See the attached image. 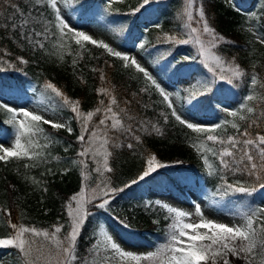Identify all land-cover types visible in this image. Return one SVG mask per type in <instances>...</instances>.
I'll return each mask as SVG.
<instances>
[{
  "label": "trees",
  "instance_id": "obj_1",
  "mask_svg": "<svg viewBox=\"0 0 264 264\" xmlns=\"http://www.w3.org/2000/svg\"><path fill=\"white\" fill-rule=\"evenodd\" d=\"M65 1L79 19L91 20L104 31H108L117 41L137 44L158 74L176 88L182 108L188 109L196 116L219 119L221 128L211 134L219 136L235 134L231 124H224L225 112L222 109L238 108L245 95L251 91V75L264 80V44L263 53L256 58L252 51L254 43L240 28V17L250 9L257 8L254 26L259 36L264 34V0L195 2L196 6L204 10L209 26L223 37L214 51L228 61L234 60L244 69L246 75L233 84L217 80L208 96L191 103L188 101L192 87L196 81L209 76L202 63L203 58L198 55L194 43L174 44L165 39L166 35H171L191 41L189 28L185 27L187 23L184 13L185 1L151 0L135 15L130 14L131 10L138 7L142 0H113L111 4L109 0ZM12 3L18 4L27 15L33 17L41 15L43 19H54L50 8L33 7L29 0H12ZM13 15L14 10L10 4L0 0V96L28 98L34 104H49L56 111L67 115L72 128V132H68L66 128L57 130L50 125H44L45 132L53 139L48 143L41 160L17 161L10 158L6 164L0 162V208L11 211L13 223L52 229L56 223L67 221L66 204L72 194L80 190L83 181L82 167L74 163L80 161L79 153L85 145L77 139L81 134V121L73 119L74 113L71 109L62 107L59 98L50 90L44 89L45 82L54 83L69 98L78 100L80 111L84 113L94 111L100 106L101 99L107 105L110 102L109 97L99 94L97 90L102 86L110 88L119 107L125 109L127 113L122 115L125 125L133 128V134L119 129H108L107 135L110 139L107 148L112 153L108 162L113 171L105 172V176L110 177V187L124 190L110 194L108 196L110 203L105 208H100L93 202L87 205L90 214L78 236L77 253L80 257L86 258L90 253L89 249L95 243L94 231L101 218H106L112 225L117 226L126 239L146 243L153 247V251L165 243L172 220L167 210L160 207L162 202L155 197H148L149 190L158 192L170 189L175 194L186 197L187 191L194 188L205 194L209 206L229 213H237L244 203L259 205L260 200L264 198V190L251 197L236 194L216 205L211 203L210 194L223 183L222 177L229 183L237 180L251 183V178L239 173L233 175L222 168L216 175L210 176L202 153L197 151L191 141L195 132L170 115L171 110L162 102L163 97L146 81L142 73H134L132 68L124 67L123 63L106 50L92 44L84 46L82 57L76 54L75 65L71 63L69 52L64 59L58 60L57 49L51 45L54 37L43 41L44 49L24 39V35L31 29L43 31L44 24L32 23L25 32L13 30L11 28ZM20 19L17 16V23ZM4 24L8 27L4 28ZM141 44L144 47H140ZM21 57L28 63H21L19 59ZM185 57L195 58L185 60ZM94 68L98 71H93ZM99 70L103 71L104 80L100 79ZM145 88L148 90L144 91ZM257 91L260 89L257 88ZM113 108L118 110L116 106ZM161 113L168 115L167 121ZM128 116L134 119L129 120ZM102 118V112L93 116L90 131L95 130L96 124ZM251 118L254 117L250 116ZM4 119L0 113L2 134L12 129ZM110 124L111 120H108L106 125ZM240 124L241 131L247 127L245 122ZM153 125L160 129V133L153 130ZM261 125L260 128L250 129L253 135L257 132L264 134V120L261 121ZM100 127L103 129L106 126ZM207 134V132L203 134L204 139ZM134 136H138L139 140ZM41 143L44 141L41 140ZM129 143L133 145L132 148L127 147ZM205 143L208 147H220L210 141ZM149 155H155L165 167L159 168L141 181L139 176L146 168ZM208 157L209 163L219 166L218 157L212 156L211 153H208ZM32 163L36 166L25 167V164ZM33 179L39 183H34ZM133 180L138 182L132 184ZM126 185L128 187H125ZM10 231L6 225V215L0 212V237H5ZM3 254L9 255L13 262L20 261L15 249L0 247V255ZM232 264H244V261L233 258Z\"/></svg>",
  "mask_w": 264,
  "mask_h": 264
},
{
  "label": "snow or ice",
  "instance_id": "obj_2",
  "mask_svg": "<svg viewBox=\"0 0 264 264\" xmlns=\"http://www.w3.org/2000/svg\"><path fill=\"white\" fill-rule=\"evenodd\" d=\"M5 2L9 3L14 10V15L11 17V28L13 30L25 32L32 23L44 24L43 31L31 29L24 35V39L29 43L44 49L45 43L43 41L55 37L57 47L61 50L67 49L69 54H71L70 42L79 46L76 54L81 57L86 43L102 48L111 56L123 61L124 67L135 68L137 72L142 73L146 81L150 82L159 91L163 97L162 102L167 104L168 109L171 110L170 115L175 117L176 121L186 125L194 132H207L206 141L218 144L220 147H208L206 143L199 146L194 145V147L202 153L204 163L208 165V174L210 176L216 175L222 168L233 175L239 173L242 176H247L252 181L251 183L248 181L242 183L237 180L229 183L227 179L222 177L223 183L210 194L212 204L216 205L225 198L236 194L251 197L255 193L264 190V134L257 132L253 135L250 131L253 127L260 128L262 126L261 121L264 120V80L258 79L256 75H251V91L245 95L238 108L235 110L222 109L227 116L235 118L231 121L227 119L224 121L225 125L231 124L235 134L227 136L211 134L220 129L221 125L217 124L212 129L206 130L183 119L178 114L169 94L160 87L157 80L136 58L129 57L110 46L109 43L97 40L85 31L73 27L66 19V13L62 14L59 6L65 0H29L33 7L44 6L50 8L54 15L52 20L43 19L41 15L35 17L27 15L24 9L18 4L12 3V0H5ZM112 2L113 0H109V4ZM150 2L151 0H142L138 7L131 10L130 14L135 15ZM193 5L194 0H186L184 13L187 16V23L185 27L190 29L191 34H195L192 39L198 45V55L203 58L202 63L209 76L204 80L196 81L189 92V103L208 96L217 80L233 84L234 81L240 80L246 75L244 69L234 60L228 61L217 51H214L218 48L223 37L219 36L209 26L202 8L199 10L198 17L201 28L198 29L192 26L194 19H197L190 10ZM17 16L21 18L19 23H17ZM3 27L7 28L8 25L4 24ZM33 37H42L43 39H34ZM165 39L174 44H188L191 42L190 39H178L171 35H166ZM258 39L261 44H264V34L258 36ZM140 47H144V45L141 44ZM194 58L185 57L184 59ZM19 59L21 63H28L22 57ZM60 59H63L62 54ZM76 63L77 60L74 59L73 65ZM92 70L98 71L95 68ZM99 71H101L100 79L104 80L103 71ZM257 88L260 89L259 92ZM44 89L50 90L55 97H58L62 107L71 109L74 113L73 119L81 121V134L77 136V139L84 142L85 147L79 155L86 157L89 153L92 154V158L96 160L97 164L94 171L99 174L100 182L96 185V188L92 189L90 197L87 190L82 189L70 198V201L66 204L67 216L70 218L68 231L63 233V225H53V229L49 230L26 226L19 222L13 223L11 221V211L7 208H0V212L6 215L7 227L11 229L5 237H0V247L15 249L17 256L20 258V264H142V262L144 264H231L229 257L243 260L244 264H264V205H251L248 203L242 204L240 210L234 213V215L241 218V222L238 224L232 223L231 225L206 218L200 204L194 205V212H188L168 204H161L160 207L167 210L172 222L166 234V242L159 245L154 251L136 253L125 250L101 226L98 231H94V235H97L99 239L92 246V258L80 257L77 253L78 236L90 214L87 205L92 200L108 197L110 194L124 190L123 188L110 187V177L104 175L105 172L113 171L108 162L109 157L112 155L107 148L110 139L107 135L108 129H119L133 134V128L130 125H125L122 115H127V113L125 109L119 107L117 99L110 88L102 86L97 90L99 94L109 97L110 102L105 105L104 100L101 99L99 101L100 106L87 113L80 111L78 100L69 98L54 83L45 82ZM147 90V88L144 89V91ZM113 106H116L118 110H114ZM0 109L9 114V119L5 123L11 125L14 129L12 146L5 147L0 144V162L5 164L9 162L10 158L17 161L43 159L44 150L47 148L48 143L52 142V138L45 132L42 125L47 124L57 130L66 128L68 132H72L68 122L61 123L46 119L44 115L34 111L16 109L2 101H0ZM101 112L103 118L96 124L95 130L90 131L93 116ZM161 115L167 121L168 115L165 113H161ZM250 116L254 118L250 119ZM128 119L131 120L134 117L128 116ZM108 120H111L110 125H106ZM240 122L247 123V127L243 128L242 131ZM101 125L106 127L102 129ZM153 130L160 133V129L155 125H153ZM86 135L89 137L87 141ZM134 138L139 140L138 136H134ZM41 140L44 143H41ZM127 147L132 148L133 145L129 143ZM208 153L218 157L219 166L209 163ZM98 157H102V163L100 159H97ZM74 163L87 168L84 160ZM35 166V163L25 164L26 168ZM163 167L165 165L160 163L155 155H149L146 160V168L139 176V180H144ZM84 179H89V175L86 174ZM33 182L39 183L34 179ZM137 182V180H133L131 183L136 184ZM125 187H128V185ZM44 190L47 191V189ZM73 202H75V207ZM109 203L110 200L104 198L98 206L105 208ZM193 216L198 219L193 221Z\"/></svg>",
  "mask_w": 264,
  "mask_h": 264
},
{
  "label": "rangeland",
  "instance_id": "obj_3",
  "mask_svg": "<svg viewBox=\"0 0 264 264\" xmlns=\"http://www.w3.org/2000/svg\"><path fill=\"white\" fill-rule=\"evenodd\" d=\"M186 3V0H183ZM197 0H194V5L192 7V9H190L193 13V16L196 17L197 19H194V21L192 22V26L196 27V28H201V23L199 22V10H200V6H196L195 2ZM184 3V5H185ZM61 7V11L62 14L66 13V19L69 20V23L77 28L78 30H82L85 31L87 34H90L93 36V38L97 39V40H102L106 43H109L110 46L114 47L116 50L120 51L123 54L128 55L129 57H134L137 59V61L143 66L145 67L151 74L152 76L157 80V82L160 84V87L163 88L168 94L170 99L173 101L174 106L177 108L178 114H180L182 116L183 119H186L187 121L196 124L198 126H201L203 128L207 129H212L215 125L217 124H221V122L219 121V119L217 120L216 118L213 117H202V116H196L195 114L191 113L188 109H184L180 106L179 104V97L177 96L176 93V88L173 87L164 77H161L157 70L155 69V67L150 63L149 59L147 58V56H145L139 49V47L137 46V44L135 43H123L121 41H117L116 39H114L113 36H111V34L107 31H104L102 28H100L99 26L95 25L91 20L89 19H79L77 16H75V14L72 13V11L70 10L69 6H67L66 1L60 3L59 5ZM185 7V6H184ZM257 13V8H252L250 9L248 12H246V14L242 15L240 17V28L246 33L248 34V38L250 39V41H252L254 43V47H253V53L255 55L256 58H258L259 55H261L263 53V46L260 43L259 39H258V31L255 29L254 23H255V19L254 17L256 16ZM186 17V22H187V16L185 14ZM189 33H190V29ZM191 34V33H190ZM195 34H191L190 38H191V42L194 43L196 51H198V45L195 43V40L192 39V36H194ZM140 38H138V40L140 41ZM71 43V63L73 65V60L76 59V53L77 50L76 48L79 46L75 45L74 43ZM90 43H86L85 46L87 47ZM51 45L53 46V48L57 49L56 51L58 52L57 54V58L58 60H62L60 59V55H63V59L66 56V53H68L69 51L67 49L65 50H61L57 47V43H56V39L55 37L52 38L51 40ZM117 58V57H116ZM77 60V59H76ZM118 61H120V63H123V61H121L119 58H117ZM132 71L134 73H137V71L135 70V68H132ZM139 73V72H138ZM141 74V73H140ZM143 76V74H142ZM150 83V82H149ZM0 101L8 104L9 106L16 108V109H26L29 111H34L37 112L41 115H44L46 119H51L53 121L56 122H68L69 123V119L67 117V115H65L64 113H61L60 111H56L54 108H52L49 104H34L30 99L28 98H18V97H14V98H10V99H4V97L2 98L0 96ZM229 110H235L237 108L235 107H229ZM0 113H2V116L5 118L4 120L6 121L7 119H9V114L7 112H5L4 110L0 109ZM223 121L227 120H233V117H229L226 115V113L223 115ZM70 126V124H69ZM42 127L44 128V125H42ZM205 132H195L193 137L191 138V141L193 143V145L199 146L202 143L206 142V139H204V134ZM14 136V129L12 128L9 131H6L5 134L0 135V144H3L5 147H9L12 146V137ZM50 136V135H49ZM51 137V136H50ZM53 139V137H51ZM87 140L89 139V137L86 138ZM85 147V145H84ZM84 147L80 150V152L84 149ZM97 159L101 160L102 163V157H98ZM84 160L87 164V168H84L83 165H81L82 167V177H83V181L82 184L80 186V190L77 191L75 194L79 193L82 189H86L87 190V194L90 197L92 194V189L96 188V185L100 182V177L99 174H97L94 169L97 166L96 164V160H93L92 158V154L89 153L86 157H81L80 161ZM89 175V179L85 180L84 176L85 175ZM105 175V173H104ZM188 194L186 197L184 196H180L175 194L172 190L168 189L167 191H154V190H149L147 192V195L149 198H153L155 197L157 200H159L160 202H162L163 204H168L170 206H174L177 207L179 209L188 211V212H194V205L196 204H200L201 208L204 212V216L206 218L212 219L214 221L217 222H225L228 224H232V223H240L241 222V218L238 215H234V213H229L227 211H222V210H218L215 207H211L206 203V196L204 193H202L201 191H197L194 188H190L187 193ZM71 196V197H72ZM107 198L109 199V197H102V198H98L95 200H92L91 202L96 203L99 205V203L102 202V199ZM70 201V200H69ZM261 202L259 203V205H264V198L260 200ZM73 206L75 207V202H73ZM69 217L67 216V221H63V222H59L56 223L55 225H63L62 228V233L68 231V221H69ZM198 218L193 216L192 220L195 221ZM103 227L105 230H107L109 232L110 235H112V237L114 238V240L116 242H118L125 250H129V251H133L136 253H147L149 251H153V247L152 246H148L146 243H142V242H134L132 239H126L124 237L123 234H121L120 229H118V227L112 225V223L106 219V218H101L100 220V224L97 226L96 231L99 230L100 227ZM41 229H48V228H41ZM53 229V227H52ZM49 229V230H52ZM97 239H99V237L96 235L95 237V243L97 241ZM94 243V244H95ZM93 244V245H94ZM92 245V246H93ZM91 250L92 247L89 249L90 253L87 255L86 258L91 259L92 255H91ZM230 262L232 264L233 258L229 257ZM0 264H20L19 262H13L11 257L9 255L3 254L0 255ZM142 264H144V262H142Z\"/></svg>",
  "mask_w": 264,
  "mask_h": 264
}]
</instances>
